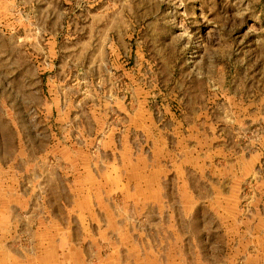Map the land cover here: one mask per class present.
Masks as SVG:
<instances>
[{"label": "rangeland", "instance_id": "rangeland-1", "mask_svg": "<svg viewBox=\"0 0 264 264\" xmlns=\"http://www.w3.org/2000/svg\"><path fill=\"white\" fill-rule=\"evenodd\" d=\"M114 43L125 45L131 53L139 49L150 60L144 71L148 105L153 109L171 106L175 94L203 99L220 96L226 86L231 91L246 85L247 90L250 76L256 74L259 96H264V0H0V157L6 166L18 153L17 166L25 173L33 166L34 208L22 217L35 212L38 223L49 221L41 228L36 224L27 229L6 227L0 264H42L47 259L48 264H67L69 257L62 256L67 235L68 243L75 245L69 253H81V260L71 264H109L108 257L95 253H107L110 264L169 260L154 254L146 260L134 253H112L122 248L160 250L152 220L146 219L150 231L145 241L134 240L142 233L143 219L141 225L132 219L131 230L124 229L130 241L99 240L100 236L92 235L86 207L102 195L83 194L82 205L67 210L70 194L59 189L63 175L70 171L69 162L62 160L64 153L81 149L88 158L83 164L88 166L110 149L100 144L111 134L112 94L123 89V83H114L108 57L107 47ZM44 189L47 192H40ZM107 196L111 207L122 204L118 195ZM241 197L244 204L249 199L243 193ZM17 212L7 211L9 217ZM217 213L222 211L196 213L194 247L183 240L180 252L193 250L194 264H264V240L233 242L234 236L218 225L210 227L215 232L204 240L202 219L217 220ZM181 221L183 225L186 218ZM34 229L45 231L47 241H29ZM32 247L35 253H23ZM205 253L210 257H199Z\"/></svg>", "mask_w": 264, "mask_h": 264}, {"label": "crops", "instance_id": "crops-1", "mask_svg": "<svg viewBox=\"0 0 264 264\" xmlns=\"http://www.w3.org/2000/svg\"><path fill=\"white\" fill-rule=\"evenodd\" d=\"M107 48L114 83H123L122 93L112 94V122L108 125L111 134L105 135L100 144L110 149L91 159L88 166L83 164L88 158L85 159L81 149L76 148L73 154L65 151L62 160L69 162L70 171L63 175L59 189L62 194H70L66 209L74 210L72 205L80 207L83 194L102 195L86 207L90 209L92 235L116 243L131 240L126 239L130 233L124 229L131 230L132 219H137L140 225V220H144L142 233L134 240L145 241L150 231L146 219L150 218L154 232L160 236V250L151 253L147 249L122 248L112 253H134L146 260L147 256L151 257L149 254H154L159 259H169L165 260L166 264H194V251L188 248L186 253H181L180 242L186 240L194 247L195 215L199 210L222 211L217 213V220L211 216L206 221L202 219L204 240H209L210 233L215 232L211 228L217 225L226 235L234 236L233 242L264 240V167L261 165L264 163V96L260 98L257 90L259 74L250 76L247 90L246 85L241 90L233 87L231 91L226 86L220 90L222 97L213 94L203 99L192 96L185 99L175 94L171 106L153 109L148 105L150 90L144 68L150 60L145 53L139 49L131 53L120 43ZM156 77L155 73L154 80ZM10 158L8 165L3 166L6 160L0 157V253L3 234L8 233L6 227L26 226L27 229L35 228V224L38 228L49 225V221L38 223L35 212L30 218L22 217L34 208L35 175L33 166L26 173L20 170V165L18 168V153ZM241 193L245 199L249 195L245 204ZM107 195H118L122 204L111 207ZM7 211L18 212L16 217H9ZM201 217L207 218L205 214ZM185 218L182 225L181 219ZM204 224L209 228L205 230ZM28 238L32 242L36 239L45 242L48 235L34 229ZM63 241L62 256L69 257L67 264L80 261L81 253H69L75 245L68 243V235ZM50 244L55 245L54 239ZM23 253H35L34 248ZM95 255L108 257L110 264L107 253ZM199 257L209 258L210 253ZM48 262L43 260L42 264Z\"/></svg>", "mask_w": 264, "mask_h": 264}]
</instances>
